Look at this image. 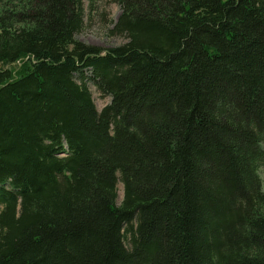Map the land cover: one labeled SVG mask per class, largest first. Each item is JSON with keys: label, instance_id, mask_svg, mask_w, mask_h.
<instances>
[{"label": "trees", "instance_id": "obj_1", "mask_svg": "<svg viewBox=\"0 0 264 264\" xmlns=\"http://www.w3.org/2000/svg\"><path fill=\"white\" fill-rule=\"evenodd\" d=\"M114 1L0 0V264H264V0Z\"/></svg>", "mask_w": 264, "mask_h": 264}, {"label": "rangeland", "instance_id": "obj_2", "mask_svg": "<svg viewBox=\"0 0 264 264\" xmlns=\"http://www.w3.org/2000/svg\"><path fill=\"white\" fill-rule=\"evenodd\" d=\"M83 4L84 27L75 37L78 41L103 49L120 45L125 41L123 36L110 33L120 14V8L114 0H83ZM10 67H14V65ZM87 86L91 91L97 110H101L109 103L110 97L100 93L92 82H87ZM258 175L264 190V166L260 167ZM121 198L122 184L118 182L117 204L120 203Z\"/></svg>", "mask_w": 264, "mask_h": 264}]
</instances>
